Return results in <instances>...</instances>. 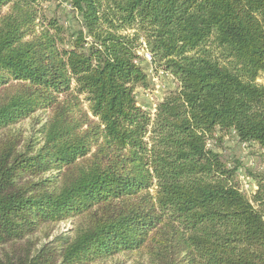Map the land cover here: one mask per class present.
Here are the masks:
<instances>
[{"label":"trees","instance_id":"16d2710c","mask_svg":"<svg viewBox=\"0 0 264 264\" xmlns=\"http://www.w3.org/2000/svg\"><path fill=\"white\" fill-rule=\"evenodd\" d=\"M49 1L0 0V264H264V172L212 145L264 151V0Z\"/></svg>","mask_w":264,"mask_h":264},{"label":"rangeland","instance_id":"374dc122","mask_svg":"<svg viewBox=\"0 0 264 264\" xmlns=\"http://www.w3.org/2000/svg\"><path fill=\"white\" fill-rule=\"evenodd\" d=\"M60 2L62 3L61 6H67L63 0H50L49 2H44L43 6L47 7L48 10H52L56 4H59ZM70 26L71 28L75 26L72 21ZM139 53L148 58L146 52L141 50ZM148 72L150 74L152 84L146 90L141 88L137 89V100L143 106L153 108L154 103H156L163 96L168 88L173 86V83L171 77L166 76V74H162V72H158L157 74H154L151 70H148ZM47 114V111L37 112L33 115V117L16 124L13 129L16 132H19L24 140L26 138H35L37 137L36 121L47 119ZM212 145L216 150L220 151L225 158L230 159V161L236 159L240 162L241 168L239 169V180L243 185L246 194L250 195L252 190L255 189L256 184L254 179L246 177V168L254 170L255 172L263 173L264 171H260L259 167L264 166V151L254 145L242 146L231 135L223 136L221 141L216 140V142L212 143ZM79 221L80 220L76 218L63 220L52 226L48 237H45L42 232H38L34 237H32V240L37 238L39 241L36 246H39L41 243L50 241L62 233L70 235ZM47 230L48 228L46 231ZM93 264H150V262L148 261L147 256L142 253H130L118 254L107 258L104 261L95 262Z\"/></svg>","mask_w":264,"mask_h":264}]
</instances>
